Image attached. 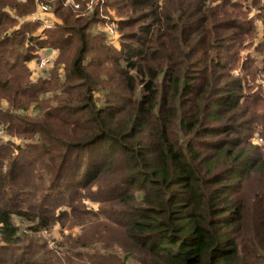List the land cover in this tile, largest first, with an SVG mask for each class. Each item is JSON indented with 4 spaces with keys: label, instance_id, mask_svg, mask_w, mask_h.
I'll return each mask as SVG.
<instances>
[{
    "label": "trees",
    "instance_id": "1",
    "mask_svg": "<svg viewBox=\"0 0 264 264\" xmlns=\"http://www.w3.org/2000/svg\"><path fill=\"white\" fill-rule=\"evenodd\" d=\"M65 1L0 0V264H264L263 95L235 72L264 67V34L240 59L249 0ZM39 4L58 30L26 18ZM108 7L118 46L91 33ZM44 48L61 75L33 77ZM14 221L59 224L57 248Z\"/></svg>",
    "mask_w": 264,
    "mask_h": 264
},
{
    "label": "rangeland",
    "instance_id": "2",
    "mask_svg": "<svg viewBox=\"0 0 264 264\" xmlns=\"http://www.w3.org/2000/svg\"><path fill=\"white\" fill-rule=\"evenodd\" d=\"M239 1V0H238ZM247 1V0H246ZM253 1V0H252ZM255 1V0H254ZM251 2L250 0L248 1L250 10L248 12V18L250 20H252L253 22V27H254V33L252 36H254V42H252L251 44V48L249 49L247 44L249 43H244V48L241 51V62L244 61L245 57L247 55V53H251L253 52V48L258 44V40L260 38H262L263 34H264V10L262 8L261 3H259L258 1L255 2ZM94 4L96 3L95 0H93ZM66 4H73V7L76 3L73 0H71V3H68L65 1ZM94 4L92 6V8L94 7ZM92 8H87L88 10H92ZM75 9H78V7ZM37 16H41V18L43 20H52L53 19V24H54V30L57 29V25H60L61 22L60 20H58L56 17H54L53 14H41L40 12L37 13ZM36 16V17H37ZM98 23L94 24V27H92L91 29V33L93 35L99 36V35H104L105 39H106V43L107 44H113L114 46H118V40H119V34L118 31L116 29V21L119 20L120 18L118 17V15L116 14V12L114 11V9L108 7V8H100L99 9V13H98ZM27 19H30V15L29 17H26ZM24 18V19H26ZM113 27V29H115V36L111 37L108 33L109 27ZM52 30V29H51ZM58 30V29H57ZM111 41V42H110ZM54 49V48H52ZM249 49V50H247ZM56 51V56L54 55V58L51 60V62L49 64H47L46 69L47 71H37L35 68V59L36 56H34L29 62H27V67L28 69L31 71L33 77H38V76H47L46 72H49L50 74L56 75L55 73H59L61 75V73H63V64L62 60L59 57V52L54 49ZM68 56L70 55V52L67 54ZM253 59L256 60V54H252L251 56ZM60 60V62H59ZM260 68V69H258ZM258 68H256L255 66L252 67V69L256 70V74H253V70L247 68V70H244L243 68L239 67L235 68L237 70H235L236 74L240 75V76H248L249 78V89H253L252 92L249 90L248 94H252L253 92L257 91L263 95L262 96V100H263V105H264V67L262 68L259 64H258ZM262 68V69H261ZM253 74V75H252ZM45 99H47L48 97H50V94H46L44 95ZM52 104V103H51ZM248 109H252V112H248L249 115H254L255 117L258 116V120L260 119V121H258L257 123L251 125V127H256V133H254V135L251 137V144L253 146H258L260 148L264 149V134L258 132V130L260 129L262 122V119H264V112L262 107L260 106H256L253 104V99L250 100V102H247ZM255 106V107H254ZM247 109V108H246ZM28 111H18L22 114V116H25L29 119L32 118V116H38V113L36 112V110H34V106L30 105L28 106ZM0 138L2 139H8L7 136H5L4 132L0 133ZM10 139L12 140L11 142L14 143L15 145H27L28 144V140H20L17 139V137H10ZM28 141V142H27ZM5 142V141H4ZM3 142V143H4ZM264 151V150H261ZM17 155V154H16ZM34 166V165H33ZM85 207L87 209H96L97 205L95 203L92 202H88V201H84ZM15 222V221H14ZM15 224L20 228V232L19 235L21 238L27 239V237L25 236H29L28 238L33 240L36 243H39L41 245V243L46 244L48 247L47 249L52 250L56 247V244L54 242V240H60L61 239V227L60 225L56 224L53 225L50 229L48 230H43L41 232L35 233L34 235L28 234L26 226L24 223L22 222H15ZM80 230L79 226H75L74 228H72L70 231H68L67 229H63V234L67 235L69 232L73 233V234H78ZM20 245H25V244H20ZM42 246V245H41Z\"/></svg>",
    "mask_w": 264,
    "mask_h": 264
},
{
    "label": "built area",
    "instance_id": "3",
    "mask_svg": "<svg viewBox=\"0 0 264 264\" xmlns=\"http://www.w3.org/2000/svg\"><path fill=\"white\" fill-rule=\"evenodd\" d=\"M95 1H97V0H95ZM66 2L71 3V0H66ZM93 4H94L93 0H89L87 3V8H92ZM75 7L79 8V5L75 4L74 8ZM38 11L44 15L50 14V9L48 8V6H46L44 4H39ZM36 16H37L36 12L31 13L30 14V20H35ZM108 27H109V30H108L109 35L111 37L115 36V29H113V27H110V26H108ZM42 28L45 30L53 29L54 28L53 19L52 20H50V19L44 20ZM54 55L56 56V51L52 48H44V49L40 50L36 54V59H35L36 70L37 71H44L46 69L47 64H49L51 62V60L54 58ZM0 133H1V130H0Z\"/></svg>",
    "mask_w": 264,
    "mask_h": 264
}]
</instances>
